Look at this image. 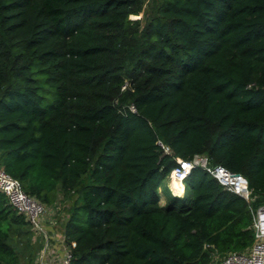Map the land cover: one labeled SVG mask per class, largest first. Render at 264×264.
I'll list each match as a JSON object with an SVG mask.
<instances>
[{
	"label": "trees",
	"instance_id": "trees-1",
	"mask_svg": "<svg viewBox=\"0 0 264 264\" xmlns=\"http://www.w3.org/2000/svg\"><path fill=\"white\" fill-rule=\"evenodd\" d=\"M144 1L0 0V165L67 204L70 264H212L251 245L248 203L200 167L159 204L176 157L205 154L264 203V0ZM24 227L0 192V264H18Z\"/></svg>",
	"mask_w": 264,
	"mask_h": 264
},
{
	"label": "built area",
	"instance_id": "built-area-1",
	"mask_svg": "<svg viewBox=\"0 0 264 264\" xmlns=\"http://www.w3.org/2000/svg\"><path fill=\"white\" fill-rule=\"evenodd\" d=\"M124 88L125 85L122 89ZM128 108L135 111L133 105H129ZM156 144L164 153H170L169 146L162 140L158 139ZM176 163L177 165L168 173L170 188L174 189L173 182L182 186L189 171L194 167H200L215 178L224 189L242 197L249 205L251 213L250 228L253 232L251 245L242 251L224 253L214 261V264H264V203L256 207L252 205L254 198L248 179L220 165H210L205 154L194 155L190 160L176 157ZM0 192L6 196L8 203L18 213L25 216L33 234L41 237L43 246L36 257L37 264H70L71 252L65 245L63 234L55 227L56 221L52 217L55 215H48L49 208L35 197L26 194L22 190L19 181L10 176L1 165ZM172 194L179 195L175 191H172ZM214 255L213 258H215Z\"/></svg>",
	"mask_w": 264,
	"mask_h": 264
},
{
	"label": "rangeland",
	"instance_id": "rangeland-1",
	"mask_svg": "<svg viewBox=\"0 0 264 264\" xmlns=\"http://www.w3.org/2000/svg\"><path fill=\"white\" fill-rule=\"evenodd\" d=\"M157 0H145L142 8V14L143 12L147 11V9L150 7L151 4H153ZM141 14V16H142ZM169 176L165 177L163 181L160 184L158 192H165L167 189L172 193V191H175L174 189L169 187ZM182 189H183V183H182ZM177 192V191H175ZM180 195V193H178ZM175 196H179L177 194H172ZM162 198V196H161ZM162 202V201H161ZM67 204L64 203H59L57 202L53 207H48V215H55L56 210L58 207L61 208H66ZM54 221H56L55 227L59 229V223H58V218L56 216H52ZM60 230V229H59ZM12 246L16 250L19 258L18 264H37V255L42 249L41 247L43 246V241L41 240V237L35 236L33 232L29 231L28 227H24L20 233L17 235L15 234L12 238L11 241ZM222 255L215 254L212 260V264H214V261L218 258H220Z\"/></svg>",
	"mask_w": 264,
	"mask_h": 264
},
{
	"label": "crops",
	"instance_id": "crops-1",
	"mask_svg": "<svg viewBox=\"0 0 264 264\" xmlns=\"http://www.w3.org/2000/svg\"><path fill=\"white\" fill-rule=\"evenodd\" d=\"M170 195H172V193L169 191V189H167L165 192H163V191L160 192L159 193V204L162 205V206H164L165 203H166V201H167V199H168V197ZM161 196H162V198H161Z\"/></svg>",
	"mask_w": 264,
	"mask_h": 264
},
{
	"label": "bare ground",
	"instance_id": "bare-ground-1",
	"mask_svg": "<svg viewBox=\"0 0 264 264\" xmlns=\"http://www.w3.org/2000/svg\"><path fill=\"white\" fill-rule=\"evenodd\" d=\"M172 184H173L174 190L177 191V193L182 192V186L179 183L173 182Z\"/></svg>",
	"mask_w": 264,
	"mask_h": 264
}]
</instances>
